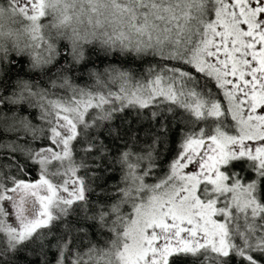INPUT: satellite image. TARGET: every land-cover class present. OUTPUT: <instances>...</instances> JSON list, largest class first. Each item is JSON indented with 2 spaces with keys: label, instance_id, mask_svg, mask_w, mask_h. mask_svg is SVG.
Instances as JSON below:
<instances>
[{
  "label": "snow or ice",
  "instance_id": "6c2138e0",
  "mask_svg": "<svg viewBox=\"0 0 264 264\" xmlns=\"http://www.w3.org/2000/svg\"><path fill=\"white\" fill-rule=\"evenodd\" d=\"M0 264H264V0H3Z\"/></svg>",
  "mask_w": 264,
  "mask_h": 264
},
{
  "label": "trees",
  "instance_id": "16d2710c",
  "mask_svg": "<svg viewBox=\"0 0 264 264\" xmlns=\"http://www.w3.org/2000/svg\"><path fill=\"white\" fill-rule=\"evenodd\" d=\"M0 3H3V0H0ZM101 67H103V65H101ZM75 82L80 84L81 86H83L85 82H87L89 85L92 84V81L88 79L87 77H84L81 80H76ZM113 179H116V177L114 176Z\"/></svg>",
  "mask_w": 264,
  "mask_h": 264
}]
</instances>
